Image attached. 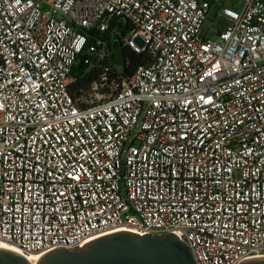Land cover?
Returning <instances> with one entry per match:
<instances>
[{"label":"built area","instance_id":"built-area-1","mask_svg":"<svg viewBox=\"0 0 264 264\" xmlns=\"http://www.w3.org/2000/svg\"><path fill=\"white\" fill-rule=\"evenodd\" d=\"M116 42L144 57L129 78ZM83 55L98 81L75 96ZM120 230L194 264L264 257V0H0V240Z\"/></svg>","mask_w":264,"mask_h":264},{"label":"water","instance_id":"water-1","mask_svg":"<svg viewBox=\"0 0 264 264\" xmlns=\"http://www.w3.org/2000/svg\"><path fill=\"white\" fill-rule=\"evenodd\" d=\"M112 51V67L123 72L126 58L121 45ZM0 264L26 263L16 255L0 250ZM39 264H194V261L187 248L173 235L141 237L123 232L96 239L75 251L56 250L46 254ZM241 264H264V259Z\"/></svg>","mask_w":264,"mask_h":264},{"label":"trees","instance_id":"trees-1","mask_svg":"<svg viewBox=\"0 0 264 264\" xmlns=\"http://www.w3.org/2000/svg\"><path fill=\"white\" fill-rule=\"evenodd\" d=\"M209 3H214L215 0H206ZM223 1V0H222ZM121 35H124V32H121ZM119 43H115L113 49L117 48ZM124 56L127 61V65L124 68L123 72H119V74L116 73V70H114V77H121V78H129L134 73V71L137 69V67L142 63L143 61V55L136 56L134 54H131L127 49L122 48ZM87 55H83L80 57L77 66L74 68L73 77L75 78V82L71 85V91L76 96L81 91L88 88L90 85L98 81V75L99 72H93V71H86L87 67L84 65L83 60L86 58Z\"/></svg>","mask_w":264,"mask_h":264},{"label":"bare ground","instance_id":"bare-ground-1","mask_svg":"<svg viewBox=\"0 0 264 264\" xmlns=\"http://www.w3.org/2000/svg\"><path fill=\"white\" fill-rule=\"evenodd\" d=\"M121 232H110L108 234H104V236L106 235H112V234H116V233H128V230H120ZM99 238V237H98ZM95 240V239H93ZM92 240V241H93ZM0 250L1 251H6L9 252L11 254L16 255L17 257H19L20 259H22L26 264H39V262L41 261V259L45 256V254H26L24 252H22L19 248L0 240ZM264 259V257H262ZM261 258V259H262Z\"/></svg>","mask_w":264,"mask_h":264},{"label":"rangeland","instance_id":"rangeland-1","mask_svg":"<svg viewBox=\"0 0 264 264\" xmlns=\"http://www.w3.org/2000/svg\"><path fill=\"white\" fill-rule=\"evenodd\" d=\"M223 1H225V0H223ZM227 1H231V0H227ZM214 13H215V9H212L210 11V13H209L208 21L204 25V32L207 33V34H209V37L211 36V33L214 30V27L213 26H217L219 24V22L217 20H215V18H214V15H215ZM210 23H212L213 26Z\"/></svg>","mask_w":264,"mask_h":264},{"label":"crops","instance_id":"crops-1","mask_svg":"<svg viewBox=\"0 0 264 264\" xmlns=\"http://www.w3.org/2000/svg\"><path fill=\"white\" fill-rule=\"evenodd\" d=\"M215 1H216V0H215ZM220 1H221L222 3H224V4H228V2H229V1H227V0H225V1L220 0ZM111 51H112V50H111ZM113 52H114V51L111 52V55L114 54Z\"/></svg>","mask_w":264,"mask_h":264}]
</instances>
